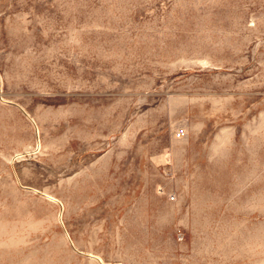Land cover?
Here are the masks:
<instances>
[{"label": "rangeland", "instance_id": "rangeland-1", "mask_svg": "<svg viewBox=\"0 0 264 264\" xmlns=\"http://www.w3.org/2000/svg\"><path fill=\"white\" fill-rule=\"evenodd\" d=\"M0 264H264V0H0Z\"/></svg>", "mask_w": 264, "mask_h": 264}, {"label": "built area", "instance_id": "built-area-1", "mask_svg": "<svg viewBox=\"0 0 264 264\" xmlns=\"http://www.w3.org/2000/svg\"><path fill=\"white\" fill-rule=\"evenodd\" d=\"M180 135H181L180 132H177V133H176V136H177V137H179Z\"/></svg>", "mask_w": 264, "mask_h": 264}]
</instances>
